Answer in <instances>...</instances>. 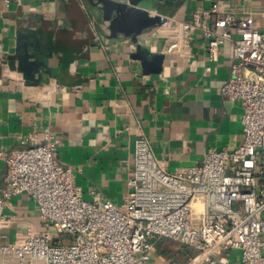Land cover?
<instances>
[{"label":"built area","instance_id":"obj_1","mask_svg":"<svg viewBox=\"0 0 264 264\" xmlns=\"http://www.w3.org/2000/svg\"><path fill=\"white\" fill-rule=\"evenodd\" d=\"M257 15L264 18V8L226 10L214 0L188 19L166 15L150 29L163 37L164 54L184 62L193 57L197 35L212 62L231 44L221 95L242 107L244 140L234 149L211 147L200 162L171 172L140 134L128 191L113 202L96 190L92 199L84 195L75 167L59 159L52 133L30 135L10 151L0 148L7 169L0 227L15 216L6 213L8 200L26 193L47 228L17 243L0 235V264H264V29ZM162 240L178 242L181 258L153 259Z\"/></svg>","mask_w":264,"mask_h":264},{"label":"crops","instance_id":"obj_2","mask_svg":"<svg viewBox=\"0 0 264 264\" xmlns=\"http://www.w3.org/2000/svg\"><path fill=\"white\" fill-rule=\"evenodd\" d=\"M70 1L68 8L62 0H0L1 149L21 146L30 135L52 133L59 139V159L75 167V183L84 195L92 199L96 190L119 202L128 191L140 134L171 172L200 162L211 147L232 150L243 142L241 104L221 95L230 70L229 42L212 62L206 40L197 35L193 57L184 62L164 54L163 37L148 30L138 39L150 48L149 58L164 55L161 71H148L133 55L137 48L132 40L122 35L110 38L108 22L94 16L85 0ZM213 1L164 0L149 8L188 19ZM220 4L226 10L264 8V0H220ZM69 17L72 26L62 29L60 24ZM29 20L42 23L43 32L52 37L51 64L62 63L60 77L46 84L28 82L18 62L9 60L17 34ZM256 23L264 29L262 16H256ZM87 29L84 39L82 31ZM6 172V162L0 158V187ZM6 213L15 216L0 227V235L6 234L2 241L21 242L29 231L41 230L37 203L26 193L10 198Z\"/></svg>","mask_w":264,"mask_h":264},{"label":"water","instance_id":"obj_3","mask_svg":"<svg viewBox=\"0 0 264 264\" xmlns=\"http://www.w3.org/2000/svg\"><path fill=\"white\" fill-rule=\"evenodd\" d=\"M158 1L164 0H85L94 16L108 22L109 37L115 39L122 35L132 40L137 48L133 55L142 60L148 71L154 72L161 71L164 55L152 54L150 59V48L142 45L138 38L165 21L166 15L149 8ZM62 2L65 7L69 8L71 5L70 0ZM71 26L70 17L60 24L62 29ZM87 31L88 29L82 31L84 39L88 37ZM54 56L50 34L43 32L42 23L34 24L29 20L17 34L15 52L9 60L18 62V68L28 82L40 85L48 83L51 78L60 77L62 63L52 65L51 59Z\"/></svg>","mask_w":264,"mask_h":264},{"label":"rangeland","instance_id":"obj_4","mask_svg":"<svg viewBox=\"0 0 264 264\" xmlns=\"http://www.w3.org/2000/svg\"><path fill=\"white\" fill-rule=\"evenodd\" d=\"M156 4V3H155ZM39 228L41 229V231H45V230H47V228L45 227V226H43V225H41V226H39ZM57 236H59V237H61V238H65L66 237V235H64V234H62V235H57ZM164 246L165 247H170L171 248V250H173V249H175V250H177V248L179 247V243L178 242H176V241H173V240H166L165 241V244H164ZM188 250V249H187ZM240 253H241V251L240 250H238L236 253H235V255L233 256V260H235L239 255H240ZM168 254H169V256H167V257H179V258H181V256H179V255H174L173 254V252L171 253V252H168ZM164 257H166V256H164L161 252H158V253H154L153 254V259H163ZM164 262H161V261H159L158 262V264H163ZM231 264H238V262L237 261H232L231 262Z\"/></svg>","mask_w":264,"mask_h":264},{"label":"trees","instance_id":"obj_5","mask_svg":"<svg viewBox=\"0 0 264 264\" xmlns=\"http://www.w3.org/2000/svg\"><path fill=\"white\" fill-rule=\"evenodd\" d=\"M165 241L166 240H162L160 243H159V248H160V251L161 253L164 255V256H169L168 252H173L174 255H179L181 256V254L184 252V249H173L171 250L170 247H165L164 244H165ZM175 257V256H174Z\"/></svg>","mask_w":264,"mask_h":264}]
</instances>
